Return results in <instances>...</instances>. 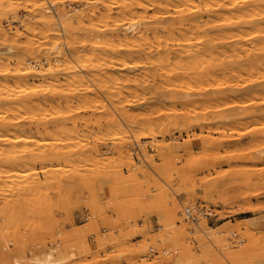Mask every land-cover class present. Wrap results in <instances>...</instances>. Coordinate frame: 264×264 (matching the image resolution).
<instances>
[{
  "label": "rangeland",
  "instance_id": "obj_1",
  "mask_svg": "<svg viewBox=\"0 0 264 264\" xmlns=\"http://www.w3.org/2000/svg\"><path fill=\"white\" fill-rule=\"evenodd\" d=\"M126 1L2 0L0 119L14 124L0 128V264H42L37 257L49 252L64 257L60 264H175L179 256L185 264H214L218 257L233 264L226 250L251 254L248 247L257 251L254 243L264 240V0L249 4H257V21L255 29L242 26L248 36L239 39V52H205L197 44L185 52L175 37L191 25L180 20L176 1L161 11L158 0L151 8L140 5L150 0L136 6L130 0L131 15L120 5ZM223 1H231L221 9L234 18L228 6L235 0ZM193 2L195 11L184 12L193 11L199 26L189 35L203 33L204 23L217 35L221 9L211 14L206 3ZM41 11L52 16L57 34H49ZM124 17L141 20L130 42ZM167 28L177 33L174 40ZM144 30L151 37H138ZM152 31L180 53L167 61ZM108 32L125 41L106 47ZM99 33L101 50L91 45ZM208 42L219 49L223 39ZM30 43L33 53L19 48ZM189 58L197 61L184 69ZM197 203L212 215L187 219L185 206ZM235 232L244 241L234 242ZM151 247L157 254H147ZM261 253L244 259L264 264Z\"/></svg>",
  "mask_w": 264,
  "mask_h": 264
},
{
  "label": "bare ground",
  "instance_id": "obj_2",
  "mask_svg": "<svg viewBox=\"0 0 264 264\" xmlns=\"http://www.w3.org/2000/svg\"><path fill=\"white\" fill-rule=\"evenodd\" d=\"M37 1V0H36ZM119 1V0H118ZM130 0H128V2H129ZM140 2V1H142V0H133L132 2L130 1L129 3V5L131 6V5H133V4H135V6L136 5H138L139 3H137V2ZM150 1H152V0H150ZM155 1H157V0H155ZM174 2L176 1L177 2V5L180 7V8H177L178 10H179V15L178 16H180L181 17V19L180 20H182V21H186V23H187V21L190 23V24H188V25H191V26H188V28L189 27H193V28H196V27H198L199 26V21H198V18H196L195 16H194V12L193 11H190V12H187V13H185L184 12V10H185V7H188V9H190V10H194V9H191V8H194L195 6H191V4H194V2H193V0H173ZM203 1V0H202ZM205 1V0H204ZM213 1V3L212 4H210L209 5V3L208 2H210L209 0L207 1V2H205V3H202L201 1H198L197 0V2H195V4L196 3H199V2H201L203 5L205 4V6H206V9H207V12H210L211 10V14H212V12L214 11L215 12V10H217V9H221L226 3H228V4H226V6L227 5H229V3H231V1L230 2H227V1H223V0H221V1H223V2H217V1H215V0H212ZM229 1V0H228ZM256 2V0H235L234 1V3H232V4H230V6H228V9L230 8V9H235L236 10V12H235V14L236 15H234L235 17L234 18H232V17H227V16H230V14L228 15L227 13H226V10H225V13L223 12V9H219L220 10V14L223 16L222 17V19H221V21H219V19H217V21L219 22V25L221 26V30H219V32H218V34L217 35H215V33H214V30H213V33H214V35L215 36H213V34H209L208 33V31L206 30V24H208V23H204L203 25H205V27L202 25V27L205 29L204 30V32L202 33L201 32V30H200V28H197L198 30H200V31H197V29L195 30V31H197L196 33H200L201 32V34H197V35H194V33L193 34H190L189 35V33H188V31H187V26H186V23L184 24L185 26H186V30H184L183 29V31H185V32H181V35H177V33L176 32H174V28H170V29H168V31L170 32V33H172V32H174L172 35L171 34H168V35H166V37L167 38H173V37H175L174 36V34H176L177 36L175 37V38H177L176 40H178V48H180L181 50H183V51H187V50H189V48H191L190 46L191 45H195V44H197V48H201V49H199V50H201V51H215V50H220V49H222L223 51L222 52H224V51H228V50H233V51H238L239 52V50L241 49V46L239 45V39H244L243 37H245V35H247L248 36V34H244L243 33V31H242V26H244V25H249L252 29L254 28V25H255V22L257 21L256 19H255V17H254V15L255 14H257L256 12V7L254 6V5H256L257 6V4L255 3L254 5H252V7H254V8H250V2ZM258 1V0H257ZM261 1H263V0H261ZM260 1V2H261ZM128 2L126 1V3H120V5H122L123 6V4H124V7L127 5V7H126V11H130V12H126V13H130V15H131V13H133V10L129 7V5H128ZM134 2V3H133ZM168 2L170 3L171 2V0H158L157 2H156V4L152 1V2H150V4H147V5H144V1H142V3L140 4V5H142V8H144L145 6L146 7H154V6H157V7H159V9L161 10V8L160 7H164L165 8V6H167V4H168ZM214 2L215 3H217V5H215L214 4ZM34 3H36V2H34ZM57 3H59V2H57V1H55L54 3H53V5H51L52 7H54L55 8V6H56V4ZM200 3V4H201ZM263 3V2H262ZM2 4V0H0V12H2V8H1V5ZM126 4V5H125ZM155 4V5H154ZM176 4V3H175ZM253 4V3H252ZM139 5V6H140ZM154 5V6H153ZM176 5V6H177ZM197 5H199V4H197ZM196 5V6H197ZM203 5H200V7L202 6L203 7ZM215 7H214V6ZM248 5V6H247ZM260 5H262L261 3H260ZM50 6V7H51ZM134 6V5H133ZM144 6V7H143ZM168 6H170L169 4H168ZM174 6V5H173ZM181 6H183V7H181ZM190 6H191V8H190ZM208 6V7H207ZM213 6V7H212ZM225 6V8L227 9V7ZM123 7V8H124ZM129 7V8H128ZM201 7V8H202ZM120 8H121V6H120ZM128 8V9H127ZM175 8V7H174ZM175 8V9H176ZM204 8V7H203ZM213 8V9H212ZM224 8V7H223ZM224 8V9H225ZM257 8H261V7H257ZM262 8H263V5H262ZM49 9V8H48ZM117 9V8H116ZM200 9V8H199ZM206 9H204L205 11H206ZM229 9V10H230ZM46 10V9H45ZM99 10H100V8H99ZM98 10V11H99ZM102 10V9H101ZM118 10V9H117ZM122 10H124V9H122ZM146 10H148V9H146ZM159 10V11H160ZM203 10V9H202ZM228 10V11H229ZM256 12H255V11ZM262 10H264V9H262ZM261 10V11H262ZM103 11V10H102ZM132 11V12H131ZM162 11V10H161ZM165 11H166V8H165ZM187 11V10H186ZM195 11V10H194ZM197 11V10H196ZM221 11L224 13V14H222L221 13ZM234 11V10H233ZM106 12V11H105ZM125 12V11H124ZM158 10L156 11V13H155V15L157 16L158 15ZM167 12L169 13V10H167ZM193 12V13H192ZM213 12V13H214ZM219 12V11H218ZM217 12V13H218ZM109 14H111V12H108ZM107 12H106V14H108ZM171 13V12H170ZM169 13V14H170ZM201 13V12H200ZM217 13H215V14H217ZM260 13H262V12H260ZM40 14H41V16H43L42 18L43 19H45V21L47 22L46 24H47V26H48V30L50 31L49 32V34L51 35V34H57V30H56V28L57 27H55L54 25L55 24H53L54 22H53V20L52 19H50L52 16L50 15V17H48V18H46L45 16H47L46 15V13H44L43 11H41L40 12ZM48 14V13H47ZM105 14V13H104ZM174 14V13H173ZM219 14V13H218ZM227 16H226V15ZM258 14H259V12H258ZM101 15V14H100ZM129 15V17H132V16H130ZM132 15H136L135 13L134 14H132ZM160 15H162V14H160ZM163 15H167V13H165V14H163ZM220 15V16H221ZM224 15H225V17H224ZM102 16H103V14H102ZM102 16H101V19L102 20H104V21H106V17H108V16H105L104 18L105 19H103L102 18ZM137 16V15H136ZM136 16H134L135 18H137ZM151 16V15H150ZM149 16V17H150ZM159 16V15H158ZM201 16V15H200ZM205 16V15H204ZM203 16V17H204ZM206 16H208V15H206ZM209 16L211 17V16H213V15H210L209 14ZM217 16V15H216ZM110 18L111 17H113V16H109ZM116 17H117V15H116ZM128 17V19L131 21L130 22V24L129 25H125L126 26V29L128 30L127 32H129V35L131 34V32H136L135 30H136V28H137V26L138 25H140L139 23H140V21H139V23H138V21H135L136 19L133 17V19H135V20H133L132 18V20L130 19ZM143 17V16H142ZM215 17V16H214ZM109 18V19H110ZM125 18V17H124ZM151 18H152V16H151ZM150 18V19H151ZM154 18V17H153ZM158 18V17H157ZM162 18V17H161ZM160 18V19H161ZM205 18V17H204ZM212 18V17H211ZM119 19V18H118ZM118 19H116L117 21H118ZM123 19V18H122ZM128 19H126L125 18V20H128ZM138 19H140V16L138 15ZM142 19V18H141ZM159 19V18H158ZM160 19H159V24H160ZM120 21H123V20H121V18L119 19ZM143 20H145L144 18H143ZM157 20V19H156ZM107 21H108V19H107ZM106 21V22H107ZM119 21V22H120ZM146 21H148L149 22V20H145V22ZM168 21V20H167ZM202 21H203V18H202ZM105 22V24H107ZM113 22H115V21H113ZM144 22V23H145ZM204 22H206V21H204ZM116 23H118V22H115V24ZM183 23V22H182ZM202 23V22H201ZM264 23V22H263ZM105 24H103V26L105 25ZM121 24H122V22H121ZM143 24V23H142ZM152 24V23H151ZM156 24H158V23H156ZM155 23L153 24V25H156ZM176 24H178V23H176ZM211 24V23H210ZM215 24V23H214ZM214 24L212 25V26H214ZM110 25V24H109ZM108 24L106 25V26H109ZM112 25H114V24H112ZM111 25V26H112ZM117 25V24H116ZM118 25H119V23H118ZM117 25V26H118ZM144 25V24H143ZM142 25V26H143ZM147 25V24H146ZM148 25H150V24H148ZM153 25L151 26L152 28H150V29H152L153 30V28H155L156 26H158V25H156L155 27H153ZM161 25V24H160ZM173 25L174 26H176L174 23H173ZM172 25V26H173ZM180 25H182V24H180ZM217 25H218V23H217ZM106 26H105V29H106ZM124 26V25H123ZM163 26H165V25H163ZM168 25H166V27H167ZM178 26H179V24L177 25V28H178ZM183 26V25H182ZM110 27V26H109ZM140 27H141V25H140ZM169 27V26H168ZM201 27V26H200ZM215 27V26H214ZM214 27H211V28H209V31L213 28L214 29ZM257 27V26H256ZM112 28H115V27H113L112 26ZM120 28V27H119ZM121 28H123V27H121ZM157 28H160V27H157ZM183 28V27H182ZM219 28V27H218ZM102 29H104V28H102ZM101 29V30H102ZM108 29H110V28H108ZM116 29H117V27H116ZM124 29V28H123ZM145 29V28H144ZM166 29V30H167ZM192 29V28H191ZM225 29V30H224ZM244 29V28H243ZM246 29V28H245ZM255 29V28H254ZM140 30V29H139ZM155 30V29H154ZM166 30H164V31H166ZM173 30V31H172ZM177 30V29H176ZM189 30V29H188ZM112 31H113V29H112ZM115 31H117V30H115ZM123 31V30H122ZM121 31V32H122ZM126 31V30H125ZM172 31V32H171ZM187 31V32H186ZM193 31H194V29H193ZM193 31H191L190 30V32L192 33ZM203 31V30H202ZM247 31V30H246ZM253 31V30H252ZM252 31H250V34H253L252 36H250V37H256L257 39H259V37L258 36H256V33L254 34V32H252ZM127 32H126V34H127ZM141 32V30L139 31V33ZM152 32H154V31H152ZM179 32V31H178ZM256 32H257V29H256ZM110 32H108V34H109ZM116 33V32H115ZM123 33H125L124 31H123ZM155 33V32H154ZM195 33V34H196ZM216 33H217V31H216ZM247 33H249V31L247 32ZM142 34L143 35H141V34H139L138 35V37H142V38H147V37H151L150 36V34H149V32H147V31H145L144 30V32H142ZM152 34V33H151ZM156 34H158V33H155V35H154V37L153 38H157V43H156V51H158V52H160V49L163 51V50H165L164 52L167 54V56H166V59L169 57H171V53L172 52H174L175 54H178V53H180V51L178 52V51H175L174 50V48L173 47H171V46H169L167 43L165 44V43H162L161 42V40L159 39L161 36L159 35V37H157L156 36ZM160 34V33H159ZM101 34L99 33V35H96L95 36V39L93 40V42L91 43V45L94 47V48H96V49H102L105 45L104 44H101V41H100V39L102 38L101 36H100ZM108 36H110L111 38L109 39V40H107V42L109 43H107V45H106V47H108V48H110L111 46H119V45H121V44H123L121 41H123V37H121V35H120V33H118L117 32V35L115 34H112V35H108ZM126 36V35H125ZM164 36V35H163ZM127 37H128V34H127ZM126 37V39H128L126 42H130L134 37H136V36H134V34L133 35H130V37H128L127 38ZM165 37V38H166ZM221 38V39H223V42H222V45L219 47V49H215V48H212V46H211V48L208 46L209 45V40L210 39H213V38ZM82 38V37H81ZM169 38V39H170ZM174 38V39H175ZM170 39V40H171ZM174 39H172V40H174ZM115 40H117V41H115ZM80 41V40H79ZM118 42V43H116L115 44V42ZM125 41V40H124ZM123 41V42H124ZM201 41H203V44L202 45H199V43L201 42ZM205 41V42H204ZM220 41V40H219ZM257 41V40H256ZM255 41V42H256ZM261 41V40H260ZM56 42V41H55ZM54 42V43H55ZM81 44H85V40H84V38H82L81 39ZM125 42V43H126ZM124 43V44H125ZM256 44V47H257V43H255ZM263 44V43H262ZM110 45V46H109ZM174 45V44H173ZM172 45V46H173ZM258 45H259V43H258ZM264 45V44H263ZM56 46V48H58L59 47V45L58 44H56L55 45ZM146 46H142V47H140V49H144ZM253 47H255V46H253ZM259 47V46H258ZM19 48H23L24 50H26L27 52H29V53H33L31 50V48H32V46H31V43L30 44H26V45H24V47L23 46H20ZM149 48H151V49H154L153 47H151V46H149ZM173 49V50H172ZM256 49V48H255ZM12 50V49H11ZM30 50V51H29ZM264 50V47H262L261 48V50L260 51H263ZM41 51V50H40ZM60 52V51H59ZM221 52V51H220ZM231 52V51H230ZM163 53V52H162ZM164 53V54H165ZM40 54V53H39ZM163 54V55H164ZM34 56H36V55H34ZM164 56V57H165ZM2 57H0V59H1ZM169 58L167 59V61L169 60ZM37 60V59H36ZM252 60V59H251ZM194 61V62H193ZM195 61H197V59H193V58H189V60L187 61V63H185L186 65H184V64H182V65H184L183 67H184V69L185 68H190L191 67V65H192V63H195ZM226 61V60H225ZM33 61H31V60H29V59H27V63L28 64H33L32 63ZM38 64V63H37ZM37 64H33V68L34 69H37V70H41V68H39L38 67V65ZM182 65H181V67H182ZM218 65V64H217ZM39 68V69H38ZM82 76V75H81ZM79 76V75H77L76 77H75V81H83V79H85V78H87V73H86V75L85 76ZM238 84V83H237ZM226 97H228V96H226ZM14 123L12 122V121H9V120H5V119H0V128H11V125H13ZM149 133H153V128H151L150 130H149ZM260 153H262V150H260ZM250 155V154H252V153H247V154H245V155ZM235 155H237V154H235ZM24 158V157H23ZM32 158V157H31ZM41 159V158H40ZM27 160V159H26ZM48 160V159H47ZM40 161V160H39ZM29 162H35V161H33V160H31V161H28V163ZM45 171V170H44ZM37 172H39V170H37L36 171V173ZM34 174H36L35 172H33ZM38 176V175H37ZM184 214H185V208H184ZM244 219H246V220H249V222L251 223V224H253V223H255L254 222V220H250L251 219V217H245ZM257 220V219H256ZM197 221V220H196ZM203 222V225H204V227L208 230V226H207V222L206 221H202ZM247 227V226H246ZM186 228V227H185ZM184 228V229H185ZM205 230V229H204ZM246 230V229H245ZM186 231V230H185ZM206 231V230H205ZM209 231V230H208ZM247 231V230H246ZM245 231V232H246ZM248 231H249V229H248ZM221 232V231H220ZM175 233H176V230H175ZM213 233H217V235L218 234H220L219 233V231H217V232H213ZM178 233H176V235H177ZM181 234V233H180ZM247 234V233H246ZM260 234V233H259ZM181 236V235H180ZM180 236H176V237H180ZM184 236V235H183ZM255 236V235H254ZM261 236V234L260 235H258V238L257 239H259V238H261L260 237ZM248 239H249V237H247ZM251 238V237H250ZM263 238H264V236H263ZM223 240V239H222ZM226 240V239H225ZM253 240H256V236H255V238L253 239ZM261 239H259V241H260ZM250 241V240H249ZM252 241V240H251ZM180 242V241H179ZM228 242V241H227ZM253 242L254 241H252L251 242V245L253 244ZM255 242H258V240L257 241H255ZM176 243V242H175ZM250 243V242H249ZM249 243L247 244V245H249ZM185 244V243H184ZM262 244H264V240H262V242L260 243V245H262ZM80 245V244H79ZM190 245V244H189ZM221 245V244H220ZM246 245V246H247ZM254 245H256L255 243H254ZM253 245V247H257V251L253 248L252 249V246L251 247H248L252 252H251V254L253 255V256H255V255H257L258 254V252H260L261 253V250H260V248H261V246L259 245V243H258V245L259 246H254ZM84 246H86V243H84L83 244V248H84ZM184 246V245H183ZM191 246V245H190ZM250 246V245H249ZM88 247V246H87ZM178 248H180V246L178 245L177 246ZM182 247V246H181ZM220 247H222V246H220ZM224 247V246H223ZM228 247V246H227ZM243 247V246H242ZM242 247H240V248H242ZM86 248V247H85ZM200 248V247H199ZM51 249V248H50ZM243 249H244V247H243ZM52 250L54 251L55 249L54 248H52ZM52 250H49V251H52ZM86 250V249H85ZM184 250H187V247H185V249ZM259 250V251H258ZM56 251V250H55ZM179 251V250H178ZM209 251H211V250H209ZM208 251V252H209ZM215 251V250H214ZM256 251V252H255ZM264 251V250H263ZM48 252V251H47ZM213 252V251H212ZM243 252L245 253V251L243 250ZM242 252V250H241V252H239V251H234V250H226V252H224V256H226V258L231 262V263H233V264H239V255L241 256V254L243 253ZM247 252V251H246ZM255 252V255L253 254ZM203 253V252H202ZM241 253V254H240ZM243 253V254H244ZM260 253L258 254V257H257V259L260 257ZM75 253L74 252H71V255H74ZM247 253H245L244 254V256L246 255ZM251 254H249V252H248V254L247 255H251ZM262 254V253H261ZM264 254V253H263ZM262 254V255H263ZM43 255L44 254H42L41 256H42V258H41V260H40V257H37L38 255H36L35 256V258L37 257V261L39 262L40 261V263H42V264H60V263H62V261H64V257L63 256H61V254H59L58 255V257H54V255H53V253L52 252H49V253H45V255H44V257H43ZM56 255V254H55ZM216 255V254H215ZM246 255V256H247ZM251 255V256H252ZM64 256H65V254H64ZM202 256V255H201ZM214 256V255H213ZM212 256V257H213ZM244 256H241V259H242V261H243V259H244ZM249 256H247V258L249 257ZM250 256V257H251ZM249 257V258H250ZM256 257V256H255ZM203 257H201V259H202ZM247 258H246V260H247ZM251 258H253V257H251ZM250 258V259H251ZM185 259V261L187 260V258H184ZM184 259L182 258V256L180 257H177V259H176V262H175V264H185V261H184ZM199 259H200V257H199ZM204 259V258H203ZM218 259H219V257H218ZM218 259L216 258V260H215V258H214V260L215 261H217L216 263H218V262H220V263H218V264H227V260H225V263L222 261L223 259H220L219 261H218ZM42 261V262H41ZM190 261H193V260H190ZM203 261H205V260H203ZM213 261V260H212ZM244 261H245V259H244ZM249 261V260H248ZM247 261V262H248ZM252 261V260H251ZM187 262H189V261H187ZM199 262H201V260H199ZM246 261H245V263L244 264H246L247 263ZM216 263H214V264H216ZM248 263H250V262H248ZM247 263V264H248ZM252 263V262H251ZM254 263H255V258H254ZM260 263V262H259ZM12 264H26L25 262H22V261H20V260H18V259H16L15 261H14V263H12ZM208 264H209V262H208Z\"/></svg>",
  "mask_w": 264,
  "mask_h": 264
},
{
  "label": "built area",
  "instance_id": "obj_3",
  "mask_svg": "<svg viewBox=\"0 0 264 264\" xmlns=\"http://www.w3.org/2000/svg\"><path fill=\"white\" fill-rule=\"evenodd\" d=\"M201 204H202V206L200 205V203H197L193 206L192 205H186L185 206V215H186L185 217L187 219H190L193 221L198 220L199 217H201V216H204L206 218L210 217L213 213L211 211V209L210 208L208 209V207L205 205V203H201ZM214 214H216V213H214ZM158 228H161V227L159 226ZM103 231L105 232V228L103 229ZM93 237H94V235L91 234V238H93ZM232 239L234 242H239V241H244L245 238H240L238 233L235 232V233H232ZM168 249L169 250L171 249L169 253H173L174 251H176V249H173L171 246H169ZM163 253H167V252H165V250H164ZM147 254L152 256L153 254H157V253L154 251V247H151L148 250Z\"/></svg>",
  "mask_w": 264,
  "mask_h": 264
}]
</instances>
